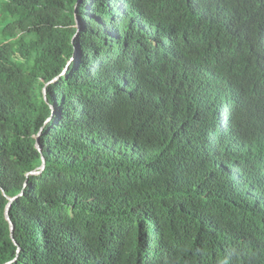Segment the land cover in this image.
I'll return each mask as SVG.
<instances>
[{
  "label": "trees",
  "instance_id": "obj_1",
  "mask_svg": "<svg viewBox=\"0 0 264 264\" xmlns=\"http://www.w3.org/2000/svg\"><path fill=\"white\" fill-rule=\"evenodd\" d=\"M10 262L264 264V0H0Z\"/></svg>",
  "mask_w": 264,
  "mask_h": 264
},
{
  "label": "water",
  "instance_id": "obj_2",
  "mask_svg": "<svg viewBox=\"0 0 264 264\" xmlns=\"http://www.w3.org/2000/svg\"><path fill=\"white\" fill-rule=\"evenodd\" d=\"M48 84H49V83H48ZM48 84H47V85H48ZM44 93H45V91H44ZM36 148H37V150H38L39 152L42 151V148H41V146H40V144H39V142H38V137H37V141H36ZM42 162H43V165L41 166V170L44 169V163H45V159H44V158H42ZM39 173H40V172H32V173H29V175H31V174H39ZM19 196H21V195H19ZM16 199H17V197H14V198H8L9 203H8V205H7V207H6V210H5V218H6L7 222L9 223L10 231H11V235H10V237H11V239L13 240V242H14L15 244H16V242H15V240H14V235H13V232H14L15 226H14V224H13L11 218H10V209H11V206H12L13 202H14ZM11 263H12V262H10V263H8V264H11Z\"/></svg>",
  "mask_w": 264,
  "mask_h": 264
}]
</instances>
